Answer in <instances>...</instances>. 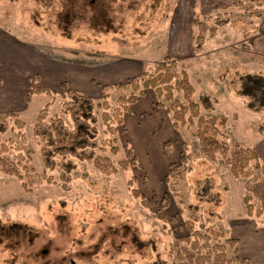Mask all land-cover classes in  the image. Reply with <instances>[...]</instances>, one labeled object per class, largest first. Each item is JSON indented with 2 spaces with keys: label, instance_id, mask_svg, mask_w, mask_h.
Listing matches in <instances>:
<instances>
[{
  "label": "rangeland",
  "instance_id": "rangeland-1",
  "mask_svg": "<svg viewBox=\"0 0 264 264\" xmlns=\"http://www.w3.org/2000/svg\"><path fill=\"white\" fill-rule=\"evenodd\" d=\"M263 18L264 0H0L1 36L36 53L13 72L7 93L0 97V116L18 114L26 141L19 140L11 118L0 138H11L22 154L34 151L31 165L39 178L40 142L32 133L37 113L51 102L45 122L60 117L70 126L60 112V85L43 72L51 60L97 79L105 74L103 68L120 64L142 65V72L153 74L166 53L187 71L195 97L206 94L211 99L212 110L201 108V114L226 117L221 132L229 146L256 149L264 140V107L251 108V101L243 103L238 94L244 74L264 77V57L251 47ZM33 75L55 94L34 95L25 104ZM87 83L95 91L94 102H102L104 84ZM68 89L74 91L72 84ZM129 93L108 90L109 113L116 99ZM155 102L154 93L147 91L132 106L133 114L124 115L117 128V154L108 147L97 152L117 163L131 147L137 162L128 170L105 175L90 162L71 157L75 168L70 174L61 177L59 167L46 171L52 182L41 180L29 192L15 177L0 174V227L18 226L8 236L0 233V264H188L175 256L185 220L195 228L202 224L232 231L233 217L247 218L242 197L252 179H234L220 156L210 162L193 155L183 167L180 156L199 150L193 129L173 128L170 114L155 108ZM100 114L99 109L98 144L110 138ZM133 190L150 202L149 208ZM165 194L167 222L154 217Z\"/></svg>",
  "mask_w": 264,
  "mask_h": 264
},
{
  "label": "trees",
  "instance_id": "trees-1",
  "mask_svg": "<svg viewBox=\"0 0 264 264\" xmlns=\"http://www.w3.org/2000/svg\"><path fill=\"white\" fill-rule=\"evenodd\" d=\"M239 82L238 95L242 102L247 103L248 98L251 101L249 105L251 108L264 107V77L255 72L246 73L240 77ZM113 88L121 91L129 90L130 93L119 96L116 99L115 108L112 113H109L107 93ZM60 90L59 96L63 100L60 112L69 119L70 126L60 117H54L45 122L47 109L51 105L49 102L37 113L32 128L33 136L40 142L39 154L43 165L41 176L37 179L34 177L35 169L31 165L34 151L26 150L22 154L20 147L11 138L7 140L0 138V174L15 177L21 182V187L29 192L41 180L52 182V178L46 175V171H53L59 167L61 177L70 174L75 168L71 157L90 162L96 170L105 175L117 173L118 168L128 170L137 162L131 147L127 150L126 159L117 163L97 152H104L108 147L112 155L118 153L117 128L123 125L124 115L133 114L132 106L145 97L147 91H152L156 98L155 108H165V111L170 114L173 128L193 129L191 134L196 139L199 150L193 154L184 152L180 156L183 167L193 155H201L210 162H215L220 156L234 179H252L244 186L245 194L242 197V203L250 224L256 228L257 220L264 215V163L259 160L253 148L240 145L229 146L221 132L227 122L225 116L204 117L201 114V108L206 111L212 110L211 99L206 94L195 97V90L187 71L178 65L175 58L165 53L153 74L143 71L139 77L129 78L114 86L103 85L100 103H95L92 98L84 94L69 90L65 82L60 84ZM176 93L180 94V98L175 97ZM38 94L51 96L55 94V91L40 85V77L33 75L28 79L24 103L29 104L32 96ZM99 109L104 133L110 137L101 144L97 142L96 128L99 121L97 116ZM8 118L13 119L17 136L21 143H24L26 135L22 130L25 123L16 113L0 116V135L6 132L5 122ZM164 146L167 147L168 142H165ZM183 147L185 150V145ZM169 153L166 152L168 155ZM56 157H61V161H58ZM132 193L141 199L145 208H149L150 202L141 193L137 190H133ZM168 208L169 196L165 194L158 203L154 217L167 222ZM180 213L181 210H178L171 220H175ZM15 229H18L17 225H11L8 228L2 226L0 233L8 236V233ZM181 230L185 235L178 237L175 242V256L178 261H185L188 264H250L247 259L239 257L236 248L238 242L227 229L208 228L202 224L195 228L193 221L185 220ZM228 249L232 251L230 256L227 254Z\"/></svg>",
  "mask_w": 264,
  "mask_h": 264
},
{
  "label": "crops",
  "instance_id": "crops-1",
  "mask_svg": "<svg viewBox=\"0 0 264 264\" xmlns=\"http://www.w3.org/2000/svg\"><path fill=\"white\" fill-rule=\"evenodd\" d=\"M258 32V37L252 41L251 47L254 53L264 57V18L261 20ZM1 35L2 32H0V97L2 98L4 93H7L6 85L14 78L12 75L13 72L24 63L31 62L36 53L31 51V48L22 45V43H14L5 40ZM25 54H27V56ZM142 67L143 66L140 65L137 69L135 64L108 66L107 68H103V71L105 70L107 73L105 72L104 75L95 79L93 76L91 78H89V76L83 77L81 69H74L71 71L70 69L72 68L65 62L61 63L51 60V62L48 63V69H45L43 72L48 71L47 74L52 77L55 83L60 85L62 82H65L68 87L72 84L74 92H79L80 94L92 98L94 97L93 95H95V91L89 87L87 80L96 81V83L104 85H112L130 75L134 76L142 72ZM32 73L36 74L38 72L35 69ZM255 151L259 160L264 163V140L257 145ZM256 223V228H253L249 218L235 216L230 220L232 231L229 229L227 230H229L230 235L238 242L236 248L240 258L247 259L250 264H264V216L258 219Z\"/></svg>",
  "mask_w": 264,
  "mask_h": 264
},
{
  "label": "water",
  "instance_id": "water-1",
  "mask_svg": "<svg viewBox=\"0 0 264 264\" xmlns=\"http://www.w3.org/2000/svg\"><path fill=\"white\" fill-rule=\"evenodd\" d=\"M73 264V263H72Z\"/></svg>",
  "mask_w": 264,
  "mask_h": 264
}]
</instances>
